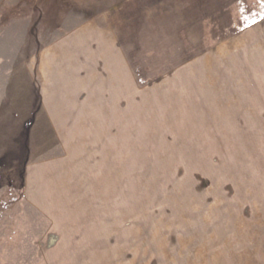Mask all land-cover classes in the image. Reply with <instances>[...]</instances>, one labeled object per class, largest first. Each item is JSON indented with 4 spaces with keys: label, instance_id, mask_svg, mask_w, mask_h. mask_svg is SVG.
<instances>
[{
    "label": "rangeland",
    "instance_id": "rangeland-1",
    "mask_svg": "<svg viewBox=\"0 0 264 264\" xmlns=\"http://www.w3.org/2000/svg\"><path fill=\"white\" fill-rule=\"evenodd\" d=\"M0 264H264V0H0Z\"/></svg>",
    "mask_w": 264,
    "mask_h": 264
},
{
    "label": "crops",
    "instance_id": "crops-1",
    "mask_svg": "<svg viewBox=\"0 0 264 264\" xmlns=\"http://www.w3.org/2000/svg\"><path fill=\"white\" fill-rule=\"evenodd\" d=\"M88 53V52H87ZM102 56V55H101ZM104 56V55H103ZM102 56V57H103ZM88 57V60L85 61V63H82L80 62V69H79V73L82 74L81 72H85V75H87V78L90 79V77L92 75H94V73L96 72V67H97V63L91 59V56H87ZM120 58V57H119ZM121 59V58H120ZM105 64V63H104ZM125 66L127 67L128 64L127 62L125 61L124 62ZM121 65L123 66V62H122V59H121ZM87 78H83V77H80V80H85ZM107 128V127H105ZM39 207H43V205H39Z\"/></svg>",
    "mask_w": 264,
    "mask_h": 264
}]
</instances>
